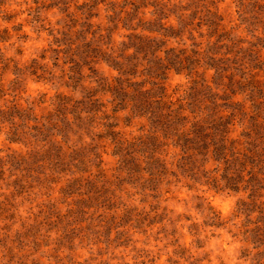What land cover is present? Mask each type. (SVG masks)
<instances>
[{"label":"trees","instance_id":"1","mask_svg":"<svg viewBox=\"0 0 264 264\" xmlns=\"http://www.w3.org/2000/svg\"><path fill=\"white\" fill-rule=\"evenodd\" d=\"M54 1L64 7L75 1L77 13L64 8L70 15L63 38L77 51L65 87L83 95L57 93L51 107L38 113L15 93L17 78L6 86L9 63L0 57V130L22 148L0 154V179L7 174L14 191L26 194L36 183L59 184L68 177L62 190L77 197L57 217L62 238L101 215L107 224L143 234L155 224L164 229L174 220L165 208L160 212L158 202L162 186L174 182L185 181L189 190L200 184L215 192L244 193L234 210L241 218L234 234L256 249L264 264V98L258 88L264 63L225 26L220 7L229 0ZM230 1L242 18H264V0ZM102 16L104 24L95 23ZM103 62L117 71L111 79L99 73ZM171 70L185 71L189 78L178 96L161 81ZM134 121L138 133L128 135L125 128ZM108 144L117 171L127 177L116 179L139 188L135 194L149 210L116 206L118 189L96 186L105 172L100 148ZM103 208L107 214H97ZM209 219L216 227L226 224L215 211ZM190 228L199 236L197 223Z\"/></svg>","mask_w":264,"mask_h":264},{"label":"rangeland","instance_id":"2","mask_svg":"<svg viewBox=\"0 0 264 264\" xmlns=\"http://www.w3.org/2000/svg\"><path fill=\"white\" fill-rule=\"evenodd\" d=\"M3 2L0 5V57L9 63L3 76L6 86L17 78L15 93L24 105L26 100L33 103L38 113L51 107V100L57 93L81 98L83 93L80 90L74 92L65 87L70 57L77 51L68 48L63 33L70 15L67 11L77 13L75 1H70V6L66 7L54 0ZM220 12L231 34L245 48L254 49L264 63V18L257 20L248 15L242 18L244 15L240 16L230 0L221 4ZM95 23L104 24L103 16L95 19ZM195 37L206 44L207 39L199 32H195ZM97 66L103 76L110 78L117 74L104 62ZM85 71L89 73L88 69ZM211 74L212 71L208 76ZM163 78L162 84L175 96L189 86L185 71H167ZM258 78V88L264 98V71H259ZM258 96L261 95L257 94L260 99ZM120 122L123 125L122 119ZM138 127L134 121L133 127L125 130L128 135L130 132L137 134ZM112 148L109 144L100 148L105 172L96 186L104 183L112 190L118 189L116 206L126 203L149 210L148 205L140 203L141 195L135 194L141 191L139 188L121 184L120 179H116L126 180L127 177L117 171L119 164L112 155ZM14 149L22 150L20 145L8 142L0 130V154ZM91 168V172L96 173L95 167ZM5 175L0 179V264H71L73 261L88 264H263L257 250L244 243L241 235L234 234L238 232L234 223L237 226L241 223V218L234 217V210L237 202L246 197L244 193L215 192L200 184L189 190L185 181L174 182L162 186L158 202L160 212L165 208L167 217L174 220L164 229L155 224L143 234L138 228L107 224V217L101 215L92 224L81 222L70 237L62 238L57 217L66 213L69 210L66 204H74L77 197V194L62 190L69 178L61 179L59 184L36 183L28 193L17 194ZM126 190L130 191L129 195ZM103 210L97 214H107ZM211 211L219 213L226 224L221 227L212 225ZM192 223L198 224L199 236L192 235ZM173 230H177L176 237L170 235ZM175 238L180 247L173 245Z\"/></svg>","mask_w":264,"mask_h":264}]
</instances>
